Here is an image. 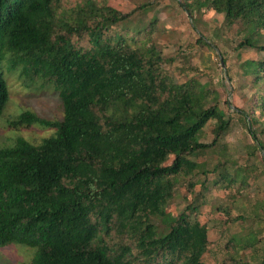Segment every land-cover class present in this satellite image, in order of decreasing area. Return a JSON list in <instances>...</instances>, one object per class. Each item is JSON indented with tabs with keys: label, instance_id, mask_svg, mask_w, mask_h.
<instances>
[{
	"label": "trees",
	"instance_id": "16d2710c",
	"mask_svg": "<svg viewBox=\"0 0 264 264\" xmlns=\"http://www.w3.org/2000/svg\"><path fill=\"white\" fill-rule=\"evenodd\" d=\"M113 1L0 0V117L9 97L4 75L13 72L25 87L50 86L62 110L59 120L24 111L8 123L55 133L38 145L17 138L0 149V248L34 249L27 264H264L261 231L230 235L227 254L204 260L211 247L210 227L199 220L205 193L231 199V210L216 208L227 229L248 220L232 209L255 189L250 213L264 222L256 166L223 153L219 141L235 120L218 92L197 78L173 80L168 69L177 56L154 41L157 18L138 22L155 1L128 12ZM175 1L190 18L206 10L230 28L264 34V0ZM129 20L132 29H113ZM84 38L88 45H79ZM256 43L236 46L262 55L240 64L252 90L246 108L235 111L251 138L246 156L259 152L264 165V44ZM209 126L211 141L204 139ZM181 187L190 201L172 219L167 203Z\"/></svg>",
	"mask_w": 264,
	"mask_h": 264
},
{
	"label": "rangeland",
	"instance_id": "374dc122",
	"mask_svg": "<svg viewBox=\"0 0 264 264\" xmlns=\"http://www.w3.org/2000/svg\"><path fill=\"white\" fill-rule=\"evenodd\" d=\"M155 1L153 4L151 2ZM116 9L123 12L136 9L142 4H151L145 8L138 17L140 24H146L153 18H157L158 26L154 41L163 50L166 56H177L175 63L169 67L168 71L173 80L177 83L190 78H197L201 84H208L209 88L218 92L221 100V108L229 113L235 120L227 135L219 141L224 148L223 153L230 159L237 162V165L254 167L255 174L259 176L256 184L260 189H264V173L262 164V154L257 153L254 158H248L247 147L250 146L251 138L242 124L240 114L235 108L245 109L251 96V85L249 76H243L245 67L240 64L250 59L261 57L249 48L237 49L240 41L253 40L256 44H264V34L253 37L252 30L246 27H228L222 15L214 14L206 10L193 13L190 18L179 8L175 0H115L112 3ZM134 21H126L113 27L114 30L122 28H133ZM201 38L205 44L199 43ZM75 42L76 39H73ZM81 46H87V40L78 41ZM226 61V67H222L221 60ZM228 75L230 79H228ZM8 85L9 97L0 117V149L11 147L17 138L23 139L32 145H38L43 139L49 138L55 133L54 129H44L37 125L19 130L10 128L8 123L24 111H30L37 116L48 120H59L62 117L61 103L57 95L50 86L43 88L25 87L24 81L19 78L17 72L4 75ZM40 88H39V87ZM228 102L229 110L225 109L224 101ZM212 126L205 129L204 139L212 140L210 133ZM219 157H224L219 155ZM194 160V157H191ZM207 185L210 186L215 179V175L208 176ZM202 178H198V181ZM185 188H177L174 196L167 203V213L173 219L179 214L190 201V195ZM255 190V189H254ZM250 191L248 197L237 200L232 211L234 214L245 213L248 219L242 226L231 225L227 229L220 223L223 218L222 213L216 210L227 208L231 210L230 198L226 193L213 190L210 194L205 193V205L201 206L200 222L208 224L210 227L209 240L211 247L204 260L214 263L216 259H221L227 251L224 249L225 243L230 235L239 233L241 236L247 235L250 231H261L260 239L264 241V222H255L250 210L255 202V191ZM184 194L187 197L184 198ZM201 199L199 200V202ZM256 213H261V207H256ZM215 222L218 223L216 227ZM212 228V229H211ZM250 240V238H247ZM116 240V239H115ZM35 250L22 245H10L0 248V264H27L31 260ZM230 254L245 258L247 252H233Z\"/></svg>",
	"mask_w": 264,
	"mask_h": 264
},
{
	"label": "water",
	"instance_id": "95a60500",
	"mask_svg": "<svg viewBox=\"0 0 264 264\" xmlns=\"http://www.w3.org/2000/svg\"><path fill=\"white\" fill-rule=\"evenodd\" d=\"M221 65H222V67L224 68V64H223V62L221 61Z\"/></svg>",
	"mask_w": 264,
	"mask_h": 264
}]
</instances>
